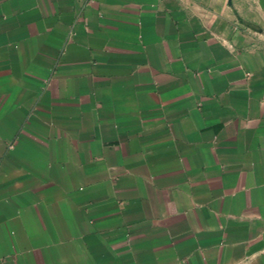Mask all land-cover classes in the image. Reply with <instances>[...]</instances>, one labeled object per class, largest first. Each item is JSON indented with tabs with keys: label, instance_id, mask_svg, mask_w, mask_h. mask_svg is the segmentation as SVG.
I'll return each instance as SVG.
<instances>
[{
	"label": "crops",
	"instance_id": "crops-1",
	"mask_svg": "<svg viewBox=\"0 0 264 264\" xmlns=\"http://www.w3.org/2000/svg\"><path fill=\"white\" fill-rule=\"evenodd\" d=\"M0 264H264V0H0Z\"/></svg>",
	"mask_w": 264,
	"mask_h": 264
},
{
	"label": "built area",
	"instance_id": "built-area-1",
	"mask_svg": "<svg viewBox=\"0 0 264 264\" xmlns=\"http://www.w3.org/2000/svg\"><path fill=\"white\" fill-rule=\"evenodd\" d=\"M94 0H89V2H93Z\"/></svg>",
	"mask_w": 264,
	"mask_h": 264
}]
</instances>
